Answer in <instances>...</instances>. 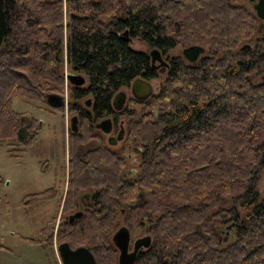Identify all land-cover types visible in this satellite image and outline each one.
Wrapping results in <instances>:
<instances>
[{"label": "trees", "instance_id": "16d2710c", "mask_svg": "<svg viewBox=\"0 0 264 264\" xmlns=\"http://www.w3.org/2000/svg\"><path fill=\"white\" fill-rule=\"evenodd\" d=\"M234 2L2 0L0 145L23 153L40 129L14 99L51 109L47 95L67 93L78 130L68 129L62 211L81 215L56 234L96 264H116L117 216L150 236L134 264H264V20ZM133 41L168 55L167 67ZM67 73L84 83L65 84ZM135 78L159 85L113 111ZM104 118L123 126L117 149L94 127ZM56 198L52 186L25 205Z\"/></svg>", "mask_w": 264, "mask_h": 264}, {"label": "rangeland", "instance_id": "374dc122", "mask_svg": "<svg viewBox=\"0 0 264 264\" xmlns=\"http://www.w3.org/2000/svg\"><path fill=\"white\" fill-rule=\"evenodd\" d=\"M234 3L251 10L247 0H235ZM131 46L147 53L151 50L138 41H133ZM162 57L167 61L168 55ZM66 71L68 72L67 67ZM150 84L155 92L159 82L152 80ZM120 90L126 95L125 102L131 99L129 87ZM63 97L65 101L63 112L58 108L49 109L41 103L27 102L19 98L12 101L13 110L38 120L40 129L34 141L23 153L14 151L10 154L8 150L16 147H6L8 141L0 145V264L60 263L57 247L63 242L57 237L56 231L58 222L67 217L62 211V194L65 185L68 120L72 116L66 108L65 91ZM109 135L115 136L116 129L112 128ZM118 146L119 144L113 147L117 149ZM52 186H57L61 199L25 205L26 196ZM256 189L259 193L264 191V170ZM116 219L119 222L116 229L124 226L120 223V216ZM51 220L55 221L54 226V222L50 224ZM42 229H45L44 233ZM142 233L144 232L141 227L140 234L129 232V247L133 240L143 237Z\"/></svg>", "mask_w": 264, "mask_h": 264}, {"label": "water", "instance_id": "95a60500", "mask_svg": "<svg viewBox=\"0 0 264 264\" xmlns=\"http://www.w3.org/2000/svg\"><path fill=\"white\" fill-rule=\"evenodd\" d=\"M252 4L251 10L254 13L255 17L259 21L264 20V0H247ZM261 25L259 28H261ZM5 22L4 14L2 7V0H0V46L2 44L4 36ZM125 35H123V38ZM148 58L150 65L158 69L160 67H167L166 61L161 56L158 50L151 49L148 53ZM65 80L73 86H81L84 83V79L72 73H67L65 75ZM150 82L145 81L141 78H135L129 84V94L136 102H144L149 98L154 92ZM126 96L125 93L121 90L117 91L111 99V108L113 111H120L125 103ZM46 101L49 105L54 108L64 106V97L57 96L54 94L47 95ZM84 105L89 106V101H85ZM95 129L100 131L103 135L107 136L106 142L108 145H115L116 142L122 140L124 130L121 123L118 125L116 135L114 137L108 136L112 130V123L109 118H104L99 120L94 125ZM68 129L71 133H76L78 130L77 127V118L76 116H71L68 120ZM81 213L76 212L66 217L69 222H72L74 219L80 217ZM110 241L113 247L117 251V260L116 264H134L136 253L140 246L147 248L150 244V239L147 237H142L133 241L131 250L128 252V242H129V232L124 226L118 227L110 236ZM57 253L60 259L61 264H95L94 259L91 255L89 248L87 247H76L71 249L69 245L65 242L61 243L57 247Z\"/></svg>", "mask_w": 264, "mask_h": 264}, {"label": "flooded vegetation", "instance_id": "af4514ba", "mask_svg": "<svg viewBox=\"0 0 264 264\" xmlns=\"http://www.w3.org/2000/svg\"><path fill=\"white\" fill-rule=\"evenodd\" d=\"M250 5L252 6V4L250 3ZM164 60L166 61V59L164 58ZM126 96V95H125ZM126 101V100H125ZM126 103V102H125ZM125 105V104H124ZM112 128H113V125H112ZM108 136H112V135H108ZM112 137H114V136H112ZM117 144H119V145H122V140H120V141H118V142H116L115 143V145H111V146H117ZM134 162V161H133ZM135 163H136V161H135ZM125 228H127V230H128V232H132L133 234H140V227L139 226H134L133 228H128L127 226H124ZM232 229V225H226V226H223L222 227V229L220 230V232H221V234H224V235H230V232L232 231L231 230ZM143 231V230H142ZM144 232V231H143ZM141 235H143V237H147V238H149L150 239V236L146 233V232H144V233H142ZM140 238H142V237H139V238H136V239H140ZM135 239V240H136ZM134 241V240H133ZM133 241L131 242V246L133 245ZM111 242V241H110ZM150 243H151V239H150ZM129 245H130V234H129V242H128V252L131 250V247H129ZM150 245V244H149ZM113 246V245H112ZM149 247V246H148ZM148 247L147 248H144V247H142V246H140L139 248H138V251H137V253H136V258H135V262H136V259H137V256L141 253V254H143V251H145V250H147L148 249ZM88 248V247H87ZM72 249H74V248H72ZM90 250V249H89ZM116 250V249H115ZM92 255V254H91ZM116 260H117V251H116ZM95 261V260H94ZM134 262V263H135ZM61 264V263H60ZM95 264H96V262H95Z\"/></svg>", "mask_w": 264, "mask_h": 264}, {"label": "crops", "instance_id": "0c3cea01", "mask_svg": "<svg viewBox=\"0 0 264 264\" xmlns=\"http://www.w3.org/2000/svg\"><path fill=\"white\" fill-rule=\"evenodd\" d=\"M64 105H65V103H64Z\"/></svg>", "mask_w": 264, "mask_h": 264}]
</instances>
